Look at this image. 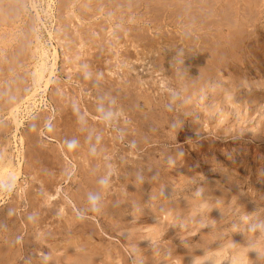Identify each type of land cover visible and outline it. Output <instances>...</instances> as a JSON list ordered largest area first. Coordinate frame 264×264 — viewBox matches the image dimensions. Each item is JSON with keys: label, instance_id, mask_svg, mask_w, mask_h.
<instances>
[{"label": "rangeland", "instance_id": "374dc122", "mask_svg": "<svg viewBox=\"0 0 264 264\" xmlns=\"http://www.w3.org/2000/svg\"><path fill=\"white\" fill-rule=\"evenodd\" d=\"M106 1L0 0V164L17 161L22 134L28 168L20 192L29 206L15 215L19 187L9 182V195L0 198V264H264V0H192L210 6L187 13L162 8L160 15L147 9L172 0ZM229 27L232 48L216 36ZM35 33L50 53L58 51L59 62L51 86L27 101L35 88ZM135 33L147 35L138 52ZM158 33L165 38L152 48ZM69 51L81 53L73 69L64 63ZM131 82L138 84L132 95ZM128 94L139 111L129 107ZM16 101L21 108L11 114ZM15 115L23 121L17 137ZM58 142L76 166L52 154ZM69 168L74 175L65 181ZM57 184L62 192L51 204Z\"/></svg>", "mask_w": 264, "mask_h": 264}, {"label": "bare ground", "instance_id": "6f19581e", "mask_svg": "<svg viewBox=\"0 0 264 264\" xmlns=\"http://www.w3.org/2000/svg\"><path fill=\"white\" fill-rule=\"evenodd\" d=\"M18 2H19V0H17ZM99 1V0H98ZM108 1V0H107ZM107 1H106V3H107ZM123 1V0H122ZM127 1V0H126ZM125 1V2H126ZM130 1H132V0H130ZM156 1V0H155ZM155 1H151L153 4H154V2ZM168 1V0H167ZM201 1V0H200ZM199 1V2H200ZM206 1V0H205ZM17 2V3H18ZM63 2V1H62ZM109 2V1H108ZM116 2H117V0H116ZM140 2V1H139ZM147 2H149V1H147ZM165 2V1H164ZM164 2H162V3H164ZM198 1H190V2H188V1H186V0H180V1H178V0H172V1H169V2H166V4H164V7L162 6L163 4L162 3H158L157 1H156V3L157 4H160V6H157V5H153V6H150V9H147V10H151V7H153V9H154V11H160L162 8V10H163V12L165 11V13H167L166 11H169L170 9H172V10H174L173 12L175 13H177V12H186L187 13V11H195L194 9H196V11L195 12H197V11H200L201 10V12H202V10L204 9V8H206L207 9V7L208 6H210V3H208L209 5H205L204 3H199ZM213 2V1H212ZM61 3V2H60ZM98 3V2H97ZM96 3V4H97ZM115 3V2H114ZM130 2H128V4H129ZM134 3H137V2H134ZM152 3H148V4H151L152 5ZM207 3V2H206ZM251 3V2H250ZM117 4H118V2H117ZM131 4V3H130ZM139 4V3H138ZM145 4V3H144ZM203 4L205 5V6H203ZM214 4V3H213ZM212 4V5H213ZM71 5H73V4H71ZM137 5V4H136ZM141 5V4H140ZM215 5V4H214ZM21 6V5H20ZM79 6V5H78ZM101 6V5H100ZM107 6H109V5H107ZM226 6V5H225ZM228 6V5H227ZM32 7H33V10L35 11V14H36V16L39 18L40 17V15H39V12H38V10L35 8V6H34V4L32 5ZM31 7V8H32ZM68 7V6H67ZM95 7V6H94ZM93 7V8H94ZM21 8V7H20ZM111 8V7H110ZM135 8V7H134ZM139 8V7H138ZM226 8V7H225ZM12 9V8H11ZM73 9V8H72ZM99 9V8H98ZM132 9V11H134L133 10V8H131ZM152 9V10H153ZM156 9V10H155ZM210 9H212V8H210ZM97 10V9H96ZM124 10V9H123ZM228 10V9H227ZM125 11V10H124ZM192 11V12H193ZM205 11H207V10H205ZM12 12V11H11ZM14 12H16V11H14ZM145 12V11H144ZM151 12V11H150ZM172 12V13H173ZM208 12H210V11H208ZM207 12V13H208ZM218 12V11H217ZM9 13V12H8ZM13 13V12H12ZM123 13V12H122ZM159 12H157V14H158ZM190 13V12H189ZM204 13V12H203ZM206 13V12H205ZM212 13V12H211ZM211 13H209V14H211ZM215 13V12H214ZM232 13V12H231ZM11 14V13H10ZM21 14V13H20ZM144 14V13H143ZM180 14V13H179ZM183 14V13H182ZM71 15V14H70ZM159 15H160V13H159ZM161 15H163L162 13H161ZM202 15V14H201ZM223 15V14H222ZM227 15V14H226ZM12 16V15H11ZM22 16V15H21ZM155 16V15H154ZM190 16V15H189ZM191 16H193L192 14H191ZM195 16V15H194ZM203 16L205 17V14H203ZM203 16L201 17L202 19H205V18H207V16L205 17V18H203ZM6 17V19H8V15L7 16H4V18ZM9 17H10V15H9ZM139 17V16H138ZM160 17V16H159ZM163 17V16H162ZM179 17V16H178ZM177 17V18H178ZM198 17V16H197ZM140 18V17H139ZM147 18V17H146ZM175 18V17H174ZM186 18V20H187V17H185ZM189 18V17H188ZM89 19V18H88ZM127 19V18H126ZM192 19V18H191ZM201 19V20H202ZM222 19V18H221ZM80 20V19H79ZM189 20V19H188ZM193 20H195V19H193ZM210 20V19H209ZM212 20V19H211ZM217 20L218 19H216V22H217ZM223 20V19H222ZM222 20H219L220 22L222 21ZM41 21V20H40ZM159 21V20H158ZM176 22H177V20H175ZM230 21V20H229ZM19 22V21H18ZM64 22V21H63ZM86 22V21H85ZM143 22V21H142ZM73 23V22H72ZM100 23H102V21L100 22ZM106 23V22H105ZM124 23V22H123ZM190 23V22H189ZM196 23V22H195ZM222 23V22H221ZM231 23V22H230ZM35 24V23H34ZM104 24V23H103ZM142 24H144V23H142ZM148 24V23H147ZM74 25V24H73ZM231 25V24H230ZM29 26V25H28ZM62 26V25H61ZM69 26V25H68ZM142 26H144V25H142ZM146 26V25H145ZM233 26V25H232ZM31 27V26H30ZM90 27V26H89ZM94 27V26H93ZM112 27V26H111ZM137 27V26H136ZM198 27H200V26H198ZM106 28V27H105ZM113 28V27H112ZM102 29H104V28H102ZM147 29V28H146ZM64 30V29H63ZM77 30V32H79V29H76ZM104 30H106V29H104ZM111 30H113V29H111ZM144 30V29H143ZM165 30V29H164ZM163 30V31H164ZM181 30H182V28H181ZM30 31V30H29ZM149 31H152V30H149ZM171 31V30H170ZM217 31V30H216ZM128 32V31H127ZM135 32V31H134ZM139 32V31H138ZM155 32V31H154ZM174 31H172V33H173ZM185 32V31H184ZM183 32V33H184ZM219 32V31H218ZM30 33V32H29ZM39 33V32H38ZM50 33H51V31H50ZM49 33V34H50ZM99 34L101 33V32H98ZM107 33V32H106ZM121 33V32H120ZM144 33V32H143ZM148 33V32H147ZM163 33V32H162ZM222 32H220V34H221ZM36 35H34V40H35V48H34V50H33V53H32V56L34 57V58H36L35 59V63H34V67L35 68H33L34 69V71H33V78H34V84H35V88H34V90H33V92L30 94V95H28L27 97L25 96V99H23V100H27L28 101V99H30V98H32V97H34L35 95V93L38 91V90H47L50 86H51V81L53 80V77H54V75L56 74L55 73V71H56V69L58 68L57 67V61H58V57H59V55H58V51L57 50H55L53 53H50L47 49H46V46L44 45V42H43V40H42V38H41V35H39V34H37V33H35ZM136 34V33H135ZM135 34L133 35V36H135ZM161 34V33H160ZM165 34H166V32H165ZM53 35V34H52ZM51 34H50V37L52 36ZM149 35V34H148ZM157 35H159V33L157 34ZM175 35V34H174ZM222 35V37L221 36H219V35H216L217 36V38L219 39V38H221V40H222V42H223V44H227L228 46H229V48L231 47V46H233V44H234V42H233V35H234V31L233 30H230V27H229V29H228V32L227 33H224V34H221ZM29 36V35H28ZM56 37V39H57V42H58V44L60 45V46H63V45H65V42H63L64 44L62 45V41H63V39H61V38H64V37H60L59 35L57 36V35H55ZM91 36V35H90ZM150 36V35H149ZM163 36H165V35H163ZM177 37H178V35H176ZM88 37V36H87ZM100 37H101V35H100ZM147 37V35L146 36H144L142 33H138V34H136V36H135V39H133L134 40V42H135V44L133 43V47H134V49L138 52V48H139V41L141 40V39H145ZM156 37V36H155ZM159 37V38H158ZM32 38V37H31ZM55 38H52V39H55ZM66 38V37H65ZM104 38V37H103ZM151 38V37H150ZM149 38V39H150ZM153 39H151L150 40V42H152V45H153V43H154V45L155 44H161V41H160V38H161V40L163 39V38H165V37H162V36H157L156 38H154V37H152ZM174 38H175V36H174ZM190 38H191V36H190ZM206 38V37H205ZM148 39V40H149ZM167 39V38H166ZM169 39V38H168ZM170 39H172V38H170ZM186 39V38H185ZM211 39V38H210ZM173 40V39H172ZM193 40H194V38H193ZM192 40V41H193ZM28 41V40H27ZM26 41V42H27ZM31 41V40H30ZM96 41V40H95ZM94 41V42H95ZM145 41H147L146 39H145ZM165 41V40H164ZM191 41V40H190ZM191 41V42H192ZM197 41H198V39H197ZM29 42V41H28ZM32 42V41H31ZM56 42V43H57ZM81 42H82V39L80 38V41H79V48H82L83 46L81 45ZM121 42V41H120ZM133 42V41H132ZM171 42V41H170ZM175 41H173V43L172 44H175L174 43ZM188 42V41H187ZM75 43V42H74ZM78 43V42H77ZM107 43V42H106ZM141 43V42H140ZM26 44V43H25ZM25 44H23L22 43V45L24 46ZM58 44L56 45V46H58ZM73 44V43H72ZM88 44V43H87ZM90 44H92V43H90ZM144 44V43H143ZM176 44H177V42H176ZM75 45V44H74ZM145 46H146V44H144ZM154 45L152 46V48L154 47ZM197 45V44H196ZM212 45V44H211ZM210 45V46H211ZM27 46V45H26ZM85 46V45H84ZM102 46H104L103 44H102ZM129 46V45H128ZM127 46V47H128ZM131 46V45H130ZM148 46V45H147ZM22 47V46H21ZM93 47V46H92ZM140 47H142L143 48V45L142 46H140ZM69 48V50H70V48L72 49V47H68ZM74 48V47H73ZM232 48V47H231ZM20 49V48H19ZM64 49V48H63ZM62 49V50H63ZM133 49V50H134ZM145 49V48H144ZM148 49V48H147ZM159 49V48H158ZM176 49V48H175ZM237 50V49H236ZM18 51V50H17ZM26 51V50H25ZM29 51V50H28ZM31 52H32V50H30ZM64 51V50H63ZM72 51H73V49H72ZM72 51H69V54L68 53H66V52H64V57H66V59H64L65 60V64L67 65L68 63L70 64V69H73V68H75L74 66H73V64H74V58H76L77 59V57L79 58L80 57V55H81V53L80 52H75V53H73ZM76 51V50H75ZM145 51V50H144ZM227 52H228V50H226ZM70 52H72V55H71V53ZM97 52V51H96ZM101 52V51H100ZM105 52V51H104ZM131 52V51H130ZM182 52V51H181ZM18 53V52H17ZM22 53V52H21ZM28 53V52H27ZM141 53V52H140ZM23 54V53H22ZM73 54H75V56H73ZM91 54V53H90ZM141 54H143V53H141ZM99 55V54H98ZM125 55V54H124ZM127 55V54H126ZM125 55V56H126ZM129 55V54H128ZM16 56H18V55H16ZM28 56V55H27ZM63 56V55H62ZM84 56V55H83ZM93 56V55H92ZM131 56H132V54H131ZM133 56H134V54H133ZM160 56V55H159ZM158 56V57H159ZM25 57H26V55H25ZM129 57H130V55H129ZM18 58V57H17ZM23 58V57H22ZM86 58H88V57H86ZM92 58V57H91ZM95 58V57H94ZM93 58V59H94ZM29 59H30V57H29ZM90 59V58H89ZM140 59H142V57H140V55H138L137 56V58H136V60L135 61H139ZM100 60V59H99ZM98 60V61H99ZM163 60V59H162ZM206 60V59H205ZM11 61V60H10ZM79 61V60H78ZM91 61V60H90ZM248 61V60H247ZM4 62V61H3ZM59 62V61H58ZM80 62V61H79ZM87 62V61H86ZM32 63V62H31ZM78 63V62H77ZM97 63H99V62H97ZM33 64V63H32ZM69 64H68V66H66V67H68L69 68ZM8 65V64H7ZM15 65V64H14ZM93 65V64H92ZM222 65V64H221ZM88 66V65H87ZM1 67V66H0ZM98 67V66H97ZM102 67V66H101ZM153 67V66H152ZM159 67V66H158ZM92 68V67H91ZM93 69V68H92ZM158 69V68H157ZM64 70H65V67H64ZM82 70H83V68H82ZM95 70H96V68H95ZM94 70V71H95ZM187 70V69H186ZM74 71H76V70H74ZM154 71V70H153ZM157 71V70H156ZM173 71V70H172ZM83 72V71H82ZM108 72L110 73V75L111 74H113V72H112V70H108ZM167 72V71H166ZM103 73V72H102ZM160 73V72H159ZM169 73V72H168ZM182 73V72H181ZM148 74V73H147ZM179 74V73H178ZM85 75V74H84ZM181 75V74H180ZM78 76V75H77ZM80 76V75H79ZM141 76V75H140ZM157 76V75H156ZM167 76V75H166ZM169 76V75H168ZM179 76V75H178ZM128 77V76H127ZM143 77V76H142ZM151 77V76H150ZM81 78V77H80ZM153 78V77H152ZM183 78V77H182ZM212 79V78H211ZM33 80V79H32ZM56 80V79H55ZM86 80V79H85ZM93 80V79H92ZM137 80V79H136ZM55 82V81H54ZM94 82V81H93ZM98 82V81H97ZM91 83V82H90ZM105 83V82H104ZM118 83H120V82H118ZM132 83V82H131ZM157 83V82H156ZM172 83V82H171ZM95 84H97V83H95ZM120 84H122V83H120ZM178 84V83H177ZM43 85V86H42ZM88 85V84H87ZM92 85H94V84H92ZM99 85V84H98ZM125 85V84H124ZM132 85L134 86V88H129V86H128V88L127 89H130V92H128L129 90H127V89H125L124 88V90L126 91V92H128V93H130L131 95H132V91L131 90H133L134 91V89H137L138 87V84H137V82H136V84L135 83H132ZM131 85V86H132ZM231 85V84H230ZM33 86V85H32ZM60 86V85H59ZM90 86H91V84H90ZM109 86V85H108ZM121 86V85H120ZM120 86H117V87H120ZM142 86V85H141ZM94 87V86H93ZM184 87V86H183ZM20 88V87H19ZM116 88V87H115ZM115 88H113V89H115ZM121 88V87H120ZM8 89V88H7ZM61 89V88H60ZM9 90V89H8ZM85 90V89H84ZM120 90V89H119ZM114 91V90H113ZM4 92H6V91H4ZM12 92V91H11ZM18 92V91H17ZM112 92V91H111ZM125 92V93H126ZM13 93V92H12ZM113 93V92H112ZM144 93V92H143ZM25 94V93H24ZM80 94V93H79ZM117 94V93H116ZM121 94H122V92H121ZM11 95V94H10ZM57 95V94H56ZM73 95V94H72ZM75 95V94H74ZM123 95V94H122ZM17 96V95H16ZM63 96V95H62ZM103 96V95H102ZM115 96V95H114ZM117 96H118V94H117ZM136 96L138 97V94H136ZM200 96V95H199ZM204 96V95H203ZM57 97V96H56ZM122 96H120V98H121ZM125 97H127V95L125 96ZM128 97H129V94H128ZM126 98V102L129 104V107H133L135 110H138L139 111V102L137 101L138 99L136 98V99H133V98H135V97H129V98ZM160 97V96H159ZM171 97H174V96H171ZM204 97H206V96H204ZM20 98V97H19ZM63 98V97H62ZM81 98V97H80ZM118 98V97H117ZM18 99V98H17ZM21 99V98H20ZM33 99V98H32ZM104 99V98H103ZM102 99V100H103ZM119 99V98H118ZM122 99H123V97H122ZM16 100V99H15ZM54 100H56V99H54ZM86 100V99H85ZM88 100V99H87ZM111 100V99H110ZM148 100V99H147ZM108 101V100H107ZM115 99H114V101L112 100L111 102L112 103H115ZM120 101V100H119ZM150 101V100H149ZM148 101V102H149ZM55 102V101H54ZM70 102H71V100H69V104H70ZM174 102V101H173ZM59 103V102H58ZM99 103V102H98ZM102 103H104V102H102ZM119 103V102H118ZM150 103V102H149ZM161 103V102H160ZM106 104H108V102H106ZM116 104V103H115ZM123 104V103H122ZM125 104V103H124ZM202 104V103H201ZM35 105V104H34ZM102 105H104V104H102ZM10 106V105H9ZM60 106V105H59ZM95 106V105H94ZM105 107H106V105H104ZM125 106V105H124ZM19 103L16 101V102H13V104L11 105V107H10V112H11V114H13V113H16V111L19 109ZM83 107V106H82ZM101 107V106H100ZM116 107V106H115ZM119 107V106H118ZM1 108V107H0ZM21 108V107H20ZM74 108V107H73ZM72 108V109H73ZM96 108V107H95ZM103 108V107H102ZM108 107H106V109L105 110H108L107 109ZM128 108V107H127ZM155 108V107H154ZM154 108H153V110H154ZM71 109V110H72ZM88 109V108H87ZM130 109V108H129ZM104 110V109H103ZM127 110V109H126ZM61 111V110H60ZM85 111H87V110H85ZM114 111V110H113ZM147 111V110H146ZM148 111H149V109H148ZM178 111V110H177ZM18 112V111H17ZM39 112H41V111H39ZM73 112V111H72ZM80 112V111H79ZM87 112H90V111H87ZM95 112V111H94ZM109 112H110V110H109ZM119 112L120 113H122V112H124L123 110H122V108H121V106H120V108H119ZM127 112V111H126ZM71 113V112H70ZM224 113V112H223ZM10 114V115H11ZM17 114V113H16ZM40 114V113H39ZM69 114V113H68ZM80 114V113H79ZM91 114V113H90ZM131 114V113H130ZM150 114H153L152 112L150 113ZM41 115H42V113H41ZM107 115V114H106ZM132 115V114H131ZM12 116V115H11ZM65 116V115H64ZM77 116V115H76ZM160 116V115H159ZM158 116V117H159ZM181 116H182V114H181ZM15 119H14V125H15V132H14V136L15 137H17L21 132H20V130H21V127H22V125H23V121H21L20 119H17V116L15 115ZM39 117H41L40 119H44V117L43 116H39ZM72 117V116H71ZM152 117V116H151ZM164 117V116H163ZM167 117V116H166ZM169 117V116H168ZM223 117V116H222ZM37 118V117H36ZM66 118V117H65ZM92 118L94 119V120H100L101 118L99 117V116H97L96 114L95 115H93L92 116ZM145 118V117H144ZM170 118H171V116H170ZM38 119V118H37ZM39 119V120H40ZM92 119V120H93ZM171 120V119H170ZM218 121V120H217ZM31 122V121H30ZM37 122H38V120H37ZM40 122V121H39ZM76 122V121H75ZM92 122V121H91ZM99 122V121H98ZM129 122V121H128ZM155 122V121H154ZM166 122V121H165ZM173 122V121H172ZM36 123V122H35ZM34 123V124H35ZM74 123V122H73ZM94 123V122H93ZM120 123V122H119ZM136 123V122H135ZM41 124V123H40ZM60 124V123H59ZM130 124V123H129ZM159 124V123H158ZM167 124V123H166ZM173 124V123H172ZM175 124V123H174ZM80 125V124H79ZM78 125V126H79ZM92 125V124H91ZM157 125V124H156ZM77 126V125H76ZM82 126V125H81ZM148 126V125H147ZM173 126V125H172ZM39 127V126H38ZM62 127V126H61ZM60 127V128H61ZM65 127V126H64ZM70 127V126H69ZM83 127H84V125H83ZM83 127H78V129L80 128V130H81V132L83 131ZM122 127V126H121ZM152 127V126H151ZM155 127V126H154ZM171 127V126H170ZM85 128H86V126H85ZM148 128V127H147ZM187 128V127H186ZM191 128V127H190ZM207 128V127H206ZM215 128V127H214ZM39 129V128H38ZM66 129V128H65ZM109 129V128H108ZM188 129V128H187ZM72 130V129H71ZM91 130V129H90ZM104 130V129H103ZM176 130V129H175ZM65 131V130H64ZM86 131V130H85ZM85 131H83V132H85ZM60 132V131H59ZM71 132V131H70ZM70 132H68V133H70ZM139 132V131H138ZM234 132V131H233ZM41 133H42V135H47L46 137L47 138H50L49 136H51L52 138H53V136H52V134H49V133H47V132H44L43 130H41ZM67 133V134H68ZM72 133H73V131H72ZM89 133V132H88ZM140 133V132H139ZM144 132H142V134H143ZM236 133V132H235ZM75 134H76V131H75ZM74 134V135H75ZM64 135V134H63ZM74 135H73V137H74ZM80 135V134H79ZM139 135V134H138ZM10 136V135H9ZM65 136H67V135H65ZM83 136H84V134H83ZM134 136V135H133ZM85 137V136H84ZM95 137V136H94ZM128 137V136H127ZM52 138H50L51 140H52ZM68 138V137H67ZM71 138V137H70ZM87 138V137H86ZM18 139H19V149H18V151H19V156H18V158H17V161H15V159H13V158H8L9 160H6V161H3L2 162V164H0V198H6L9 194H8V192L6 191V188H7V186H8V184H9V182H10V184H11V186L13 187V188H15L16 186H18L19 187V189H18V191H17V195H16V197L14 198V202H13V204H11V205H13V208H14V211H15V215H19V213L21 212V210L23 209V207L24 208H28L29 206H27V202H24L25 200H23L22 198V192L24 191V189H25V187H24V185H23V183H21V181H20V179L25 175V174H27V171H26V169L28 168L26 165H24V162H25V138H24V136L22 135V134H20V136L18 137ZM55 140H57V138L55 139ZM65 140V139H64ZM73 141H75L74 139H72ZM82 140V139H81ZM92 140V139H91ZM144 140V139H143ZM77 141V140H76ZM79 141V140H78ZM85 141H86V139H85ZM88 141V140H87ZM109 141H111V138H109ZM140 141V140H139ZM93 142V141H92ZM170 142V141H169ZM7 143V142H6ZM102 143V142H101ZM58 144H59V147H54V148H52L51 149V152H52V154L54 155V156H60L61 157V160H62V165L63 164H70L72 167H74V166H76V163H75V161L73 160V158H72V156L68 153V152H66V150H64V148H63V146L61 145L62 143H60V142H58ZM144 144V143H143ZM75 145H76V143H75ZM100 145V144H99ZM41 146H42V144H41ZM55 146V145H54ZM131 146V145H130ZM78 147H79V145H78ZM92 147V146H91ZM99 147V146H98ZM84 148V147H83ZM43 149V148H42ZM102 149V148H101ZM74 150H76V149H74ZM128 150V149H127ZM144 150V149H143ZM77 151H79V150H77ZM17 152V151H16ZM83 152V151H82ZM99 152V151H98ZM101 152V151H100ZM50 153V152H49ZM79 153V152H78ZM84 153H88V152H84ZM84 153H81V154H84ZM91 153V152H90ZM111 153V152H110ZM109 153V154H110ZM51 154V153H50ZM49 154V155H50ZM74 154V153H73ZM92 154V153H91ZM94 154V153H93ZM92 154V155H93ZM47 155V154H46ZM45 155V156H46ZM78 155V154H77ZM86 155V154H85ZM88 156H89V154H87ZM111 155V154H110ZM116 155V154H115ZM42 156H43V154H42ZM44 156V158L46 159V157ZM75 156V154L73 155V157ZM79 156H80V154H79ZM52 157V156H51ZM76 158H77V156H75ZM74 157V158H75ZM81 157H82V155H81ZM147 157V156H146ZM205 157V156H204ZM32 158V157H31ZM34 158V157H33ZM82 158H84V157H82ZM92 158H93V156H92ZM145 158V157H144ZM49 159V158H48ZM51 159V158H50ZM56 159H60V158H56ZM86 159V161H88L87 160V158H85ZM91 159V158H90ZM79 160V159H78ZM97 160V159H96ZM110 160H112V159H110ZM115 160V159H114ZM147 160V159H146ZM85 160H84V162H86ZM148 161V160H147ZM156 161V160H155ZM37 162V161H36ZM50 162V161H49ZM57 162H60V160L59 161H57ZM56 162V163H57ZM135 162V161H134ZM145 162V161H144ZM53 163H55V162H53ZM146 163V162H145ZM27 164V163H26ZM58 164V163H57ZM80 164V163H79ZM88 164H89V162H88ZM134 164V163H133ZM139 164V163H138ZM157 164V163H156ZM161 164V163H160ZM120 165V164H119ZM119 165H118V167H119ZM141 165V164H140ZM64 166V165H63ZM92 168H93V166L92 165H90ZM137 166L138 165H136L135 164V166L133 167V168H137ZM102 167V166H101ZM125 168H128V167H125ZM124 168V169H125ZM132 168V167H131ZM131 168H130V171L129 172H131L132 170H131ZM149 168V167H148ZM30 169V168H29ZM34 169V168H33ZM74 169V168H73ZM73 169H70L69 168V170H68V172H67V176L64 178V180L65 179H68V177H69V175H74V172H73ZM120 169V168H119ZM149 169H151V168H149ZM41 170V169H40ZM66 170V169H65ZM154 170V169H153ZM152 170V171H153ZM83 171V170H82ZM92 171V170H91ZM122 171V170H121ZM134 171H135V169H134ZM183 171V170H182ZM32 172H33V170H32ZM39 172V171H38ZM90 172V171H89ZM95 172V171H94ZM137 172V171H136ZM136 172H135V174H136ZM51 173V172H50ZM72 173V174H71ZM88 173V172H87ZM83 174V173H82ZM167 174V173H166ZM86 175V174H85ZM98 175V174H97ZM120 175V174H119ZM40 176V175H39ZM50 176H53V179L55 178V179H57V174H55V175H50ZM138 176H140V175H138ZM95 177H96V174H95ZM136 177V176H135ZM91 178V177H90ZM93 178V177H92ZM127 178V177H126ZM125 178V179H126ZM148 178V177H147ZM41 179H42V177H41ZM52 179V180H53ZM51 180V181H52ZM109 180V179H108ZM142 180V179H141ZM42 181V180H41ZM46 181V180H45ZM56 181V180H55ZM59 181V180H58ZM66 181V180H65ZM121 181V180H120ZM47 182V181H46ZM54 181H52L51 183H53ZM61 182V181H60ZM92 182H94V181H92ZM134 182V181H133ZM140 182V181H139ZM156 182V181H155ZM78 183V182H77ZM126 182H124V184H125ZM135 183V182H134ZM9 184V185H10ZM55 184V183H54ZM89 184H90V182H89ZM111 184V183H110ZM127 184V183H126ZM60 185V184H59ZM58 184H57V187H56V191L55 192H53V193H49V198H48V201H50L51 202V204L53 203V201H56L58 198H59V196L61 195L60 194V192H62V190H61V186H59ZM78 185V184H77ZM128 185V184H127ZM133 185V184H132ZM137 185V184H136ZM96 186H98V185H96ZM101 186H103V185H101ZM129 186H130V184H129ZM116 187V186H115ZM95 188V187H94ZM108 188V187H107ZM22 189H23V191H22ZM47 189V188H46ZM79 189V188H78ZM99 189V188H98ZM134 189H135V186H134ZM151 189V188H150ZM48 190V189H47ZM96 190V189H95ZM107 190V189H106ZM20 191H22V192H20ZM30 191V190H29ZM38 192H40V190H37ZM50 191V190H49ZM48 191V192H49ZM97 191V190H96ZM35 192V191H34ZM43 192V191H42ZM106 192V191H105ZM116 192V191H115ZM24 194H25V191L23 192ZM28 193V192H27ZM26 193V194H27ZM84 193V192H83ZM82 193V194H83ZM99 193V192H98ZM120 193H121V191H120ZM38 194H41V193H38ZM45 194V193H44ZM44 194H43V196H44ZM88 194V193H87ZM92 194V193H91ZM37 195V194H36ZM48 195V194H47ZM47 195H46V197H47ZM85 195V194H84ZM26 196H29V194L28 195H26ZM33 196V195H32ZM40 195H38V197H39ZM91 196V195H90ZM107 196V195H106ZM46 197H45V199H46ZM63 197V196H62ZM66 199H67V202H69L70 203V205H72L73 206V208L75 209V211L77 212V213H79V210L76 208V206L74 205V203L67 197V196H64ZM85 197V196H84ZM99 197V196H98ZM111 197V196H110ZM117 197V196H116ZM108 198V197H107ZM109 199V198H108ZM119 199V198H118ZM117 199V200H118ZM3 200V199H2ZM35 200V199H34ZM41 200H44V198L43 199H41ZM93 201V200H92ZM30 202V201H29ZM39 202V201H38ZM38 202H36V204H35V207L36 208H38L39 210H40V207H42V206H39V204L37 205V203ZM61 204H63L62 202H60ZM102 203H103V201H102ZM144 203V202H143ZM2 204V202H0V205ZM7 204H9V203H7ZM50 204V205H51ZM88 204H90V203H88ZM108 204V203H107ZM29 205H30V203H29ZM32 205V204H31ZM69 205V204H68ZM8 206V205H7ZM48 206V205H47ZM71 206V207H72ZM84 206V205H83ZM70 207V208H71ZM85 207V206H84ZM20 208V209H19ZM53 208H57V207H53ZM52 208V209H53ZM61 208V207H60ZM215 208V207H214ZM9 210H10V212H11V207H9L8 208ZM7 209V210H8ZM44 209H46V208H44ZM48 209V208H47ZM51 209V208H50ZM51 209V211H53V210H55V209H53L52 210ZM69 209V208H68ZM67 209V210H68ZM8 210V211H9ZM2 211V210H1ZM7 211V212H8ZM20 211V212H19ZM42 211V210H41ZM47 211V210H46ZM49 211V210H48ZM50 211V212H51ZM70 211V210H69ZM4 212V211H3ZM70 212H72V211H70ZM69 212V213H70ZM14 213V212H13ZM17 213V214H16ZM37 213V212H36ZM39 213V212H38ZM43 213H44V210H43ZM3 214V213H2ZM49 214V213H48ZM73 214V213H72ZM100 214V213H99ZM11 215V214H10ZM14 215V214H13ZM28 215V214H27ZM33 215V214H32ZM113 215V214H112ZM5 216H6V214H5ZM40 216H42V215H39V217ZM98 216V215H97ZM18 217V216H17ZM1 218V217H0ZM24 218V217H23ZM26 218V217H25ZM67 218V217H66ZM71 218V217H70ZM93 218V217H92ZM4 219V218H3ZM14 219V218H13ZM19 219H20V217H19ZM29 219H31V218H29ZM36 219V218H35ZM40 219V218H39ZM38 219V220H39ZM68 219V218H67ZM23 220V219H22ZM28 220V219H27ZM32 220V219H31ZM41 220V219H40ZM39 220V221H40ZM77 220H78V218H77ZM97 220V219H96ZM14 221V220H13ZM30 221V220H29ZM33 221V220H32ZM71 221V220H70ZM16 222V221H15ZM24 222V223H23ZM23 222L21 221V223L22 224H25V221L23 220ZM109 222V221H108ZM28 223V222H27ZM77 223V222H76ZM18 224V223H17ZM65 223H63V225H64ZM31 225H32V222H31ZM40 225V224H39ZM23 226H25V225H23ZM28 226H30V224L28 225ZM68 227V226H67ZM110 227V226H109ZM17 228V227H16ZM25 228V227H24ZM64 228H65V226H64ZM20 229V228H19ZM90 229V228H89ZM64 230V229H63ZM55 231V230H54ZM43 232V231H42ZM48 232V231H47ZM60 232V231H59ZM62 232V231H61ZM100 232V231H99ZM81 233V232H80ZM90 233V232H89ZM116 233V232H115ZM42 234V233H41ZM95 234V233H94ZM43 235V234H42ZM75 236V235H74ZM91 236V235H90ZM103 236V235H102ZM39 237H41L40 235H39ZM100 237V236H99ZM21 238V237H20ZM91 238V237H90ZM89 238V239H90ZM95 238V237H94ZM92 239V238H91ZM104 239V238H103ZM95 241V240H94ZM52 242V241H51ZM103 242V241H102ZM26 243V242H25ZM7 244V243H6ZM101 244V243H100ZM19 245V244H18ZM58 245V244H57ZM105 245V244H104ZM108 246H109V244H108ZM113 246V245H112ZM59 248V247H58ZM113 249H116V248H113ZM196 249V248H195ZM33 250V249H32ZM87 251H88V249H87ZM90 251V250H89ZM5 251H3V253H4ZM5 254V253H4ZM3 254V255H4ZM44 254V253H43ZM218 254V253H217ZM110 255V254H109ZM125 255V254H124ZM0 256H2V255H0ZM9 256V255H8ZM45 256V255H44ZM43 257V256H42ZM109 257V256H108ZM112 257V256H111ZM44 258V257H43ZM46 258V257H45ZM48 258V257H47ZM1 259V258H0ZM108 259V258H107ZM40 261V260H39ZM108 261V260H107ZM4 262V261H3ZM72 262H74V261H72ZM76 262V261H75ZM78 262V261H77ZM86 262V261H85ZM114 262V261H113ZM26 263V262H25ZM53 263H54V261H53ZM59 263V262H58ZM80 263H81V261H80ZM47 264V263H46Z\"/></svg>", "mask_w": 264, "mask_h": 264}]
</instances>
